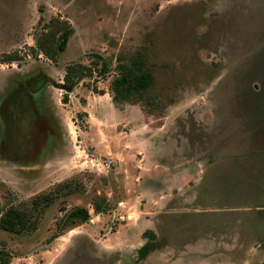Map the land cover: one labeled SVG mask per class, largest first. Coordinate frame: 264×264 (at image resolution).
Wrapping results in <instances>:
<instances>
[{"label":"rangeland","instance_id":"1","mask_svg":"<svg viewBox=\"0 0 264 264\" xmlns=\"http://www.w3.org/2000/svg\"><path fill=\"white\" fill-rule=\"evenodd\" d=\"M55 17L74 33L52 62L32 48L41 20ZM262 49L264 0H0V222L7 210L31 211L54 194L34 212V230L0 224V264H134L136 247L158 238L147 216L167 196L175 202L168 212L178 213L159 227L170 246L140 264H203L202 246L199 256L193 245L210 235L218 244L209 251L220 253L214 264L263 263L222 158L260 149L248 140L264 124ZM17 51L19 60L3 63ZM130 61L151 74V86L114 100L118 66ZM73 64L92 72L65 103L59 85ZM44 81L42 103L30 94ZM253 81L258 93L246 88ZM170 174L195 191L157 189ZM246 201L264 208V198ZM78 208L88 223L69 219ZM235 248L252 258L232 257Z\"/></svg>","mask_w":264,"mask_h":264},{"label":"trees","instance_id":"2","mask_svg":"<svg viewBox=\"0 0 264 264\" xmlns=\"http://www.w3.org/2000/svg\"><path fill=\"white\" fill-rule=\"evenodd\" d=\"M40 33L36 37V47H33L32 55L38 53L44 55L48 60L57 62L59 56L66 51L70 37L74 33L72 24L67 20L60 18H52L49 22H40ZM19 52H15L13 56H7L3 61L12 62L19 60ZM119 75L115 78L112 89L114 92V100H128L133 95H142L152 83L151 74L145 72L140 68L136 61L129 63H121L118 66ZM109 68L107 63L103 64V70L107 71ZM92 68L82 65L73 64L66 70L64 76V83L59 87L67 93L63 97V101L68 103L69 94L73 87H76L79 80L84 76L90 75ZM54 194L51 193L44 198H40L34 202L33 210H17L10 209L3 213L1 216V227L11 233L22 234L26 231H32L36 228L37 220L40 214H35L41 204H49L53 200ZM96 212L101 213L103 210L96 209ZM90 213L83 208H78L71 212L69 219L75 225L77 221L81 223H88L90 221ZM34 218V219H33ZM149 246H147L148 248ZM146 249L142 250V256L145 254Z\"/></svg>","mask_w":264,"mask_h":264},{"label":"flooded vegetation","instance_id":"3","mask_svg":"<svg viewBox=\"0 0 264 264\" xmlns=\"http://www.w3.org/2000/svg\"><path fill=\"white\" fill-rule=\"evenodd\" d=\"M261 59L262 58L260 57L259 61H261ZM237 67H239L238 76L244 77L245 75H243V72H244V68H245V63L242 64V62H241L240 64H238ZM44 79L47 80V83L52 84V79L49 80L50 79L49 77L48 78L44 77ZM45 81L39 82L37 84V88L34 91V93L30 94V96L31 97L33 96L34 98H36L39 94H42L40 97L41 99L37 100L38 102H42V103L45 102L43 99L47 96V95H44L45 92H43L45 90V86H46ZM261 85L262 84L260 82L258 83L256 81H253L252 83H249L246 88H247V90L252 89L254 91V93H258V91L261 88ZM30 104L32 105V103H30ZM231 122H235V120H232ZM244 124H245L246 129L250 130L246 133H250L253 130L254 125L252 123H247V122H244ZM237 125H239V124H237ZM257 129L260 131H257L254 134L252 132L251 133L252 135L249 136L250 139L248 140V143H250V141L256 142L260 146L259 147L260 149H258L257 147H255L254 149L250 148V150H248V151L246 150L247 151L246 155L222 156V158L225 157L224 160H228L227 163L228 164L230 163L229 165H225V167H227V170L225 171L226 176L224 179L229 184H231L233 186L232 188L234 189L235 194L238 193L239 195H242L245 197V198L244 197L243 198L245 199V202H246L245 206L246 207L244 208V205L242 204V207H240V208H244V211H247V213L243 214L240 210H237V211L241 212V214L243 216V221L247 222V223H245V227L249 230V236L252 235V232L257 235L258 243L260 244L259 249L264 255V208H262V206H260L259 204L254 203L253 201H251V202L246 201L247 199L259 201V200H261V198L262 199L264 198V146H263L264 145V139L256 138L257 140L259 139V142L257 140L253 139V137H256V136H259L260 134H263L262 129H264V124L261 128H260V126L259 127L257 126ZM245 142H246V140H245ZM239 146L245 147V149H247L246 148L247 142L243 143V140H242L240 142ZM227 147L231 148V146H227ZM256 148H257V150H255ZM255 169H257L256 172L258 174L256 177L252 174V172ZM203 179L204 178H202V180ZM247 203H248V205H247ZM244 216H247V217L249 216L251 219L248 220L247 217H244ZM151 240H154V239H151ZM138 248L139 249H137V252L135 253L136 257L134 259V264H140L142 262V260L144 258H146V256L152 251L154 246L151 245L147 248V246L144 244V245H142V247L140 246ZM250 248H251L250 245L245 246L244 252L248 253ZM145 249H146V252L142 256L141 251L145 250ZM239 257H245L247 260H250L252 258V255L247 254V256H246L243 253ZM252 264H264V262L263 263L254 262Z\"/></svg>","mask_w":264,"mask_h":264},{"label":"crops","instance_id":"4","mask_svg":"<svg viewBox=\"0 0 264 264\" xmlns=\"http://www.w3.org/2000/svg\"><path fill=\"white\" fill-rule=\"evenodd\" d=\"M167 175V174H166ZM184 175V174H183ZM169 176H171V179L165 178L164 181L160 180L159 182H157L156 187L159 190H167L169 192V194H171V196H174L178 193V194H183L186 191H195V189H193V187L189 186L187 187V184L185 183V186L187 188H178V185L182 182V177H181V181L179 180V182L177 183H173L172 181L174 180V175L170 174ZM203 178V177H202ZM151 181V180H150ZM201 181V180H199ZM198 181V183H199ZM163 186H166L165 188H162ZM175 187L176 188V192L172 191V188ZM188 198V197H187ZM186 198V199H187ZM171 202V203H170ZM175 203L174 200L172 201V198L170 196H167V198H165L164 200V204H161L162 206L160 207L159 211L156 213H151L150 217L147 216L150 219L151 225L150 227L153 228L154 225V229H155V233L157 235V239L156 240H145L146 243L142 242V245H146V246H154V248L152 249V251L146 256V258H144L142 260V262H146L149 258L153 257L154 255H162V254H166L165 252L168 250L169 246H170V242L167 238H165V236H161V228L159 229L160 226H165V223L172 217H174L175 215H177L178 213H171L168 212V208L169 204ZM188 202L187 200H185V202H181L180 206L182 207L183 205H186ZM159 207V204H158ZM154 208V207H153ZM173 208V206H172ZM175 208V206H174ZM188 208V207H187ZM154 220V222H153ZM174 219H170L168 222L170 223V221H173ZM167 222V223H168ZM155 223V224H154ZM237 224V223H236ZM154 231V230H153ZM208 238V237H207ZM204 239V238H203ZM215 243L218 244V242L212 237V235L209 236V238L207 240H197L195 241V245H193L197 251H199V256H200V248L202 246V257H203V264H214L215 259L218 258L219 256H217L218 253L212 252L215 249ZM198 244H200V246H197ZM221 244V242H220ZM223 245V243H222ZM140 247V246H138ZM138 247H136V249H139ZM142 247V246H141ZM210 249H213L212 251H209ZM243 249V248H242ZM233 252H231L232 257L233 256H240L242 254H238L236 251V248L234 250H231ZM225 254V256L227 258H230L231 256H229L227 253H222ZM250 255V254H249ZM172 259H174V257H171ZM177 258H182V257H177ZM219 259V258H218Z\"/></svg>","mask_w":264,"mask_h":264},{"label":"water","instance_id":"5","mask_svg":"<svg viewBox=\"0 0 264 264\" xmlns=\"http://www.w3.org/2000/svg\"><path fill=\"white\" fill-rule=\"evenodd\" d=\"M260 136V135H259ZM254 139V138H253ZM261 139H264V136H262V134H261ZM255 140V139H254Z\"/></svg>","mask_w":264,"mask_h":264}]
</instances>
